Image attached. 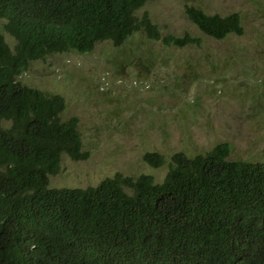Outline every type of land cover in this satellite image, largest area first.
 I'll list each match as a JSON object with an SVG mask.
<instances>
[{
  "label": "trees",
  "instance_id": "16d2710c",
  "mask_svg": "<svg viewBox=\"0 0 264 264\" xmlns=\"http://www.w3.org/2000/svg\"><path fill=\"white\" fill-rule=\"evenodd\" d=\"M149 0H0V264H264V161L231 160L228 142L172 154L162 181L116 173L95 186L50 187L63 155L85 159L63 95L19 80L35 60L122 45L135 32L169 47L138 10ZM205 35H242L238 12L186 5ZM5 33L11 37L7 40ZM144 161L161 167L157 151Z\"/></svg>",
  "mask_w": 264,
  "mask_h": 264
},
{
  "label": "rangeland",
  "instance_id": "374dc122",
  "mask_svg": "<svg viewBox=\"0 0 264 264\" xmlns=\"http://www.w3.org/2000/svg\"><path fill=\"white\" fill-rule=\"evenodd\" d=\"M186 5L238 12L244 32L205 35ZM144 12L162 35L189 33L200 44L169 47L135 32L120 46L105 40L90 53L35 60L19 76L64 96L61 117L78 118L88 152L81 160L63 155L50 187L95 186L116 173L162 181L175 152L205 154L221 142L230 144L231 160L264 161V0H149ZM149 151L163 154L165 164H147Z\"/></svg>",
  "mask_w": 264,
  "mask_h": 264
}]
</instances>
